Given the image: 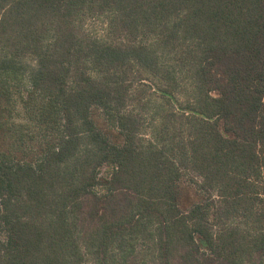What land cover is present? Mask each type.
<instances>
[{
	"label": "trees",
	"instance_id": "16d2710c",
	"mask_svg": "<svg viewBox=\"0 0 264 264\" xmlns=\"http://www.w3.org/2000/svg\"><path fill=\"white\" fill-rule=\"evenodd\" d=\"M85 256L264 264V0H0V264Z\"/></svg>",
	"mask_w": 264,
	"mask_h": 264
},
{
	"label": "rangeland",
	"instance_id": "374dc122",
	"mask_svg": "<svg viewBox=\"0 0 264 264\" xmlns=\"http://www.w3.org/2000/svg\"><path fill=\"white\" fill-rule=\"evenodd\" d=\"M104 21V17L87 20L85 22L84 29H86L94 37L105 39L107 36V26ZM134 94L137 96L136 93ZM176 95L180 102L183 103V101H185L186 93L182 87L177 90ZM146 96H148L146 98V105L142 106L141 104L134 103L132 106L128 107L131 110L133 109L134 114L137 115V118L141 124V134L139 136L141 138L139 139L143 145H146L148 141H151V130L153 133L154 130H160L161 125L159 122H161V119L158 118V116H160L158 114L162 112H160L159 108H161V110L167 108V106L163 104L165 102L159 99L158 95H151L150 92H147ZM153 113L157 114L158 116L154 115ZM154 121L156 123L155 125ZM114 254H116V252H112V255ZM81 264H95V261L92 257L85 256Z\"/></svg>",
	"mask_w": 264,
	"mask_h": 264
}]
</instances>
